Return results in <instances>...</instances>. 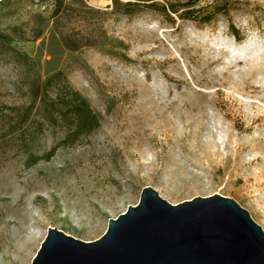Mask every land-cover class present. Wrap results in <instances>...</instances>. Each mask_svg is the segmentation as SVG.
Returning <instances> with one entry per match:
<instances>
[{
  "label": "rangeland",
  "instance_id": "obj_1",
  "mask_svg": "<svg viewBox=\"0 0 264 264\" xmlns=\"http://www.w3.org/2000/svg\"><path fill=\"white\" fill-rule=\"evenodd\" d=\"M184 1L0 3V264H32L50 226L99 239L148 186L233 198L264 230V0H197L211 22L149 6ZM58 71L101 118L74 145L31 106Z\"/></svg>",
  "mask_w": 264,
  "mask_h": 264
},
{
  "label": "water",
  "instance_id": "obj_2",
  "mask_svg": "<svg viewBox=\"0 0 264 264\" xmlns=\"http://www.w3.org/2000/svg\"><path fill=\"white\" fill-rule=\"evenodd\" d=\"M32 264H264V230L233 198L173 204L148 186L97 240L50 226Z\"/></svg>",
  "mask_w": 264,
  "mask_h": 264
},
{
  "label": "trees",
  "instance_id": "obj_3",
  "mask_svg": "<svg viewBox=\"0 0 264 264\" xmlns=\"http://www.w3.org/2000/svg\"><path fill=\"white\" fill-rule=\"evenodd\" d=\"M119 3V1H116ZM197 0H186L180 3H170L160 6L155 2L150 3V7L156 10H163L178 14L180 18L190 20H200L202 22H211L221 9H215L214 12L202 14V9L196 7ZM128 4H139L138 2H129ZM232 32L239 38L240 33L233 27ZM43 31H40L37 37H41ZM63 72L58 71L52 74L41 84L37 83L31 87L33 102L32 108L38 104L37 110L46 112L49 121L57 126L64 128L66 136L62 145H74L84 135H89L101 126V118L92 108L89 100L78 90L72 88L63 78ZM54 91V96L50 92ZM15 132V129L12 130ZM29 129L22 136H26ZM57 146L50 152L42 156L31 157L29 165H34L40 160L49 161L55 155Z\"/></svg>",
  "mask_w": 264,
  "mask_h": 264
}]
</instances>
